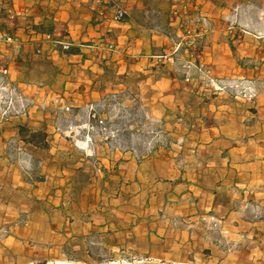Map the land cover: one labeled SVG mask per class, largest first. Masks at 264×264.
Returning <instances> with one entry per match:
<instances>
[{
  "label": "crops",
  "instance_id": "0c3cea01",
  "mask_svg": "<svg viewBox=\"0 0 264 264\" xmlns=\"http://www.w3.org/2000/svg\"><path fill=\"white\" fill-rule=\"evenodd\" d=\"M183 1L190 17L172 22L165 0L159 25L139 0H0V77L6 67L7 80L40 104L7 122L0 114V264H45L37 257L66 256L70 242L127 230L131 218L148 239L163 211L218 221L233 241L264 234V0ZM184 23L203 49L198 59L217 77L251 82L254 98L185 81L189 56L175 54L170 35ZM102 102L104 126L89 109ZM129 111H145L162 143L142 150L143 124L134 119L129 131ZM27 125L46 129L47 147L20 136ZM70 126L84 133L65 134Z\"/></svg>",
  "mask_w": 264,
  "mask_h": 264
},
{
  "label": "rangeland",
  "instance_id": "374dc122",
  "mask_svg": "<svg viewBox=\"0 0 264 264\" xmlns=\"http://www.w3.org/2000/svg\"><path fill=\"white\" fill-rule=\"evenodd\" d=\"M139 1L148 10L158 12L153 16L154 23L165 24V0ZM171 2L175 6L171 14L172 22L181 15L186 18L190 17L192 11L183 0H171ZM177 5L183 6L179 9ZM135 16L139 17L145 27H149L151 23L149 17L136 13ZM176 28L173 27V30L170 31V35L175 41V54L185 50L189 56L187 62L182 65L187 83L197 84L198 89H203L205 93L209 94L234 92L235 96L244 97L236 91L245 86L253 89L251 82L217 77L211 64L198 59V56L202 55L203 49L201 46L196 45L195 40L189 37V25L184 23L181 25L180 30ZM207 28L208 31L214 29L209 22ZM55 49L66 52L59 45ZM5 70H7L6 67L3 68L2 77H0V114L2 122H7L14 116H25L30 108L40 106L34 96L27 95L7 80L6 77L9 73L4 74ZM210 78L222 81L226 88L222 91L215 90L210 83ZM236 84L239 85V88L235 90L232 86ZM6 90L11 92L13 90V92L9 94ZM109 101L113 107H116L119 103L117 98H112ZM103 102L98 107L99 110L94 105L89 107L90 113L96 115V120L100 117L99 115L110 113V107H106ZM92 108L94 110H91ZM113 114L118 119L119 112L114 110ZM127 118L129 131L132 120L137 119L143 124L139 131L143 140L138 143L142 150L151 151L158 143H162L160 132L154 127L144 124L146 120L145 111H138L137 113L129 111ZM100 119H103V117H100ZM38 128L35 129L28 125L21 127L20 136L33 146L45 148L47 147L45 141L46 129ZM92 129V127H89L87 131H93ZM22 130L24 131L22 132ZM57 130L62 131V128L58 127ZM72 132L75 134L84 133L82 129L78 130L77 127L70 126L65 134L71 135ZM89 135L90 133H86L85 138ZM128 136L130 139V134ZM184 219V217H178L177 220H174V218H169V215L163 211L149 226L148 230L149 234L152 233L151 237L139 239L135 231L132 230L134 224L132 222L133 218H131L128 221L130 228L127 230L116 231L115 226H112L109 231L96 229L91 231L88 239L81 240L79 244L70 242L69 245H66L65 250L68 253L66 256H61L59 252L54 251L52 254L41 255L36 260H44L45 264H264V234L257 236L249 230L247 232L249 237L244 236L233 241L228 236L227 230L223 229L225 225L218 221L209 219V221L205 220L203 223L190 224ZM0 231L1 235L6 234V229L1 228ZM74 246L78 248H74ZM36 264L43 263L40 261Z\"/></svg>",
  "mask_w": 264,
  "mask_h": 264
},
{
  "label": "built area",
  "instance_id": "2783aa9c",
  "mask_svg": "<svg viewBox=\"0 0 264 264\" xmlns=\"http://www.w3.org/2000/svg\"><path fill=\"white\" fill-rule=\"evenodd\" d=\"M123 16H124V13H123V12H119V14H118V19H121ZM6 40H7L8 42H15V39H14L13 37H6ZM57 45L62 46V48H63L64 50H67V49L70 47L69 44H67V43H61V42H58V41L53 42V46H54V47H57ZM4 74H7V70L4 71ZM210 83H211V85L214 86L215 90H218V91H222V90H224V89L226 88V86H224V85L222 84V81H219V80H216V79H213V78H210ZM232 87H234V89L236 90V89L239 88V85L236 84V85H234V86H232ZM6 91H7L9 94H11V93L13 92V90H12V92L9 91V90H6ZM236 92H238L239 94H241V95H243L244 97H247V98H249V99H252V98L255 97V91H254L251 87H248V86H245L244 88H241L240 90H238V91H236ZM66 109L68 110L69 108H66ZM91 110H94V108H92ZM92 116H93V118L96 119V115H95V114H93ZM97 121H98V123H99L101 126H104V124H105L104 119H100V118H98ZM87 140H88V141L91 140L89 136L87 137Z\"/></svg>",
  "mask_w": 264,
  "mask_h": 264
},
{
  "label": "trees",
  "instance_id": "16d2710c",
  "mask_svg": "<svg viewBox=\"0 0 264 264\" xmlns=\"http://www.w3.org/2000/svg\"><path fill=\"white\" fill-rule=\"evenodd\" d=\"M73 52H74V50H73L72 48L66 50V53H73ZM23 131H24V130H22V132H23Z\"/></svg>",
  "mask_w": 264,
  "mask_h": 264
}]
</instances>
